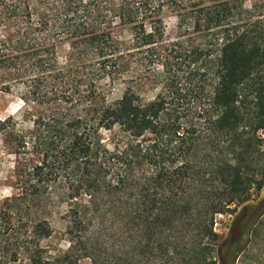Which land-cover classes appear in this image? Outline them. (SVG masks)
I'll list each match as a JSON object with an SVG mask.
<instances>
[{
    "label": "trees",
    "instance_id": "obj_1",
    "mask_svg": "<svg viewBox=\"0 0 264 264\" xmlns=\"http://www.w3.org/2000/svg\"><path fill=\"white\" fill-rule=\"evenodd\" d=\"M243 3L0 0L7 24L16 22L13 33L0 32V90L15 71L47 105L26 131L14 115L0 117V149L15 153L20 178L0 209V264L51 236L50 222L30 212L60 182L76 204L66 226L74 250L30 251L32 264H141L126 251L133 230L186 263L254 258L264 245V26H234ZM165 5L178 19L177 43L164 38ZM126 26L132 48L115 34ZM184 63L193 66L189 86L177 72ZM138 64L163 71L152 100L132 86ZM126 76L124 94L110 100L101 78ZM232 213L221 239L218 216ZM110 246L124 251L110 255Z\"/></svg>",
    "mask_w": 264,
    "mask_h": 264
},
{
    "label": "rangeland",
    "instance_id": "obj_2",
    "mask_svg": "<svg viewBox=\"0 0 264 264\" xmlns=\"http://www.w3.org/2000/svg\"><path fill=\"white\" fill-rule=\"evenodd\" d=\"M238 17L233 18V24L240 26V31L252 29L254 23L259 21L264 26V0H244L242 11L238 12ZM161 19L165 29V40L167 43H177L181 41L179 37L178 19L173 8L170 5H165L161 10ZM16 22L7 24L5 13L0 7V32L2 35L13 33L16 28ZM9 31V32H8ZM116 36L123 48L134 47V38L129 27H121L117 29ZM68 43H63L59 46V58L63 61L65 53L68 51ZM194 65V64H193ZM193 66L182 64L178 68L180 82L185 86H189L190 79L187 80V75L190 76L193 71ZM162 68H160L161 70ZM264 73V65H263ZM15 72V71H14ZM14 72L8 76L10 81L9 91L0 90V117L5 118L8 115H14L20 122L19 128L29 130L32 128L33 119L39 115L46 113L47 105L40 104L30 94L28 82L15 80ZM134 77L132 86L136 91L141 93L144 99L152 100L160 90V79L156 77V72H163L154 69H147L140 66H135V71H131ZM129 74V75H131ZM183 75V78H182ZM7 76V75H6ZM126 76L121 80L110 83L107 77L101 78L100 86L108 92L110 100H116L124 94L126 87L129 85ZM124 79V80H123ZM190 81V82H189ZM264 136V131H261ZM110 136L109 132L105 133V141ZM17 156L15 153L7 149H0V209L8 206L10 200L20 192V178L17 172ZM67 188L64 183L60 182L50 191L47 196L35 199L32 201L30 217L35 219H46L52 226L51 236L40 239L36 243H30V248L22 250L19 260L12 264H32L30 262V251L38 249L44 256H56L57 254L74 250L73 241L66 234V226L71 219L70 207L76 206L75 202L66 197ZM264 196V189L261 193ZM234 214L220 215L217 219L216 229L220 238H225L231 229V224L234 219ZM131 235L135 240V244L127 246L128 253L141 264H205L197 260L184 262L180 257L169 256L163 247L159 244L156 238H150L139 233L137 230L131 231ZM264 235V233H263ZM124 250H119L110 246L108 254L115 255ZM105 255V254H103ZM83 262L89 263L88 258ZM264 264V245L257 250V254L246 264ZM210 264H212L210 262Z\"/></svg>",
    "mask_w": 264,
    "mask_h": 264
}]
</instances>
